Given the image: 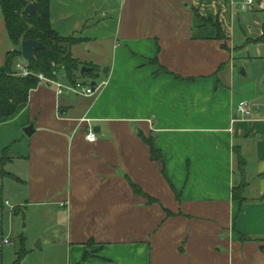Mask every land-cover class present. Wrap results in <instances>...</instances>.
Returning a JSON list of instances; mask_svg holds the SVG:
<instances>
[{
	"label": "crops",
	"instance_id": "crops-1",
	"mask_svg": "<svg viewBox=\"0 0 264 264\" xmlns=\"http://www.w3.org/2000/svg\"><path fill=\"white\" fill-rule=\"evenodd\" d=\"M114 1L112 64L89 57L108 85L58 96L40 82L0 120L1 215H43L65 232L72 264H264V106L248 102L242 119L234 87L245 0ZM11 50L0 8V70ZM90 241L97 253L83 260Z\"/></svg>",
	"mask_w": 264,
	"mask_h": 264
},
{
	"label": "rangeland",
	"instance_id": "rangeland-1",
	"mask_svg": "<svg viewBox=\"0 0 264 264\" xmlns=\"http://www.w3.org/2000/svg\"><path fill=\"white\" fill-rule=\"evenodd\" d=\"M114 0H108V5L101 0H51L50 13L53 29L60 36L86 38L87 42L75 49L78 69L82 67L92 68L93 75H89L83 81L106 80L103 73L96 78L99 72L98 65L90 61L89 57L96 56L98 64L111 65L113 53L111 44L115 40L118 6ZM252 12V11H251ZM244 13L249 16V28L246 33L237 32L232 42L237 48L235 53L234 73L235 91L243 100L252 104L261 103L264 106V43H252L250 39L261 35V22L264 21V13L257 7V15ZM109 13L108 16L104 14ZM260 15V16H259ZM259 17L262 19L259 21ZM257 20V21H256ZM257 22V25H256ZM103 41V42H102ZM88 48V49H87ZM74 58V57H73ZM19 62L28 65L23 58ZM65 86L71 84L64 75L59 79ZM0 237L11 241V244L0 250L2 264H14L18 254L21 259L18 264H72L66 247L65 232H57L56 227L43 216L32 212L15 211L11 215L0 212ZM39 245L41 248L37 247ZM95 244L89 242V256L97 253L91 250Z\"/></svg>",
	"mask_w": 264,
	"mask_h": 264
},
{
	"label": "trees",
	"instance_id": "trees-1",
	"mask_svg": "<svg viewBox=\"0 0 264 264\" xmlns=\"http://www.w3.org/2000/svg\"><path fill=\"white\" fill-rule=\"evenodd\" d=\"M29 4L35 5L38 16H29L25 13ZM50 6L51 0H0L8 37L13 45V50L7 53L5 66L0 70V120L13 116L21 105L28 102L30 92L40 85V80L35 76L23 78L17 75L16 64L23 58L21 44L24 41H34L45 47L44 50L37 51L35 59L26 65L33 73H41L52 80H58L64 75L71 84L89 76L87 74L81 76V69H78L76 59L71 52L73 46L85 43L86 39L60 36L52 27ZM202 20L216 29L217 40L226 39L218 20ZM250 41L264 43V25L262 35ZM161 71L168 73L164 68H161ZM88 74L93 75V71ZM145 141L150 144L152 159L162 161V156L153 141L151 139ZM239 162H242L241 158ZM237 189H234V198L241 199L236 192ZM133 190L137 195L146 196L135 185ZM149 201L152 202L153 199L149 198ZM88 256L87 251L83 260ZM17 258L14 264H18L21 254H18Z\"/></svg>",
	"mask_w": 264,
	"mask_h": 264
},
{
	"label": "built area",
	"instance_id": "built-area-1",
	"mask_svg": "<svg viewBox=\"0 0 264 264\" xmlns=\"http://www.w3.org/2000/svg\"><path fill=\"white\" fill-rule=\"evenodd\" d=\"M254 6H255V0H245L241 8L244 13H247V12H251ZM16 69L18 71L17 75L20 77L26 78L29 76H35L40 80V82L54 85V87L56 88V94L58 96L63 95L65 92H69V93H72L78 96L92 97L95 94H97L99 91H101L105 86L108 85L107 79L101 82H98L96 80L83 81L82 79H80L75 84H69L65 86L59 80L48 79L41 73H38V74L33 73L31 70L27 68L26 65H24L21 62H18L16 64ZM236 113L240 114L242 119H248L251 117L252 108L248 102L246 101L241 102L236 108ZM85 139L86 141L91 142V143L96 142L98 140V135L95 133L92 127H89V130H88V133ZM10 244H11V241H9L6 238L0 237V250Z\"/></svg>",
	"mask_w": 264,
	"mask_h": 264
},
{
	"label": "water",
	"instance_id": "water-1",
	"mask_svg": "<svg viewBox=\"0 0 264 264\" xmlns=\"http://www.w3.org/2000/svg\"><path fill=\"white\" fill-rule=\"evenodd\" d=\"M25 13L29 16H38V13L36 11L34 4H29L25 9ZM44 49H45V47L42 44L34 42V41H24L21 44L22 57L24 60H26L28 62L35 59V55H36L37 51L44 50ZM92 71H93V69H91V68L83 67L80 71V74L82 77H84V76H86V74L91 73ZM107 72H108V69L106 68L104 71V74H106ZM97 77H100V75L98 74ZM25 131L30 136L31 133H33V127L29 126ZM152 137L157 138V134H153ZM37 247L39 249L41 248L39 245H37Z\"/></svg>",
	"mask_w": 264,
	"mask_h": 264
}]
</instances>
